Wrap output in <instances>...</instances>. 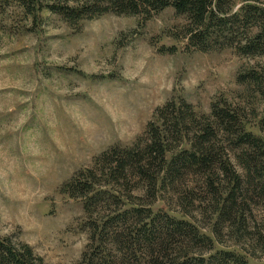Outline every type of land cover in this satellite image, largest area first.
<instances>
[{
  "label": "rangeland",
  "instance_id": "374dc122",
  "mask_svg": "<svg viewBox=\"0 0 264 264\" xmlns=\"http://www.w3.org/2000/svg\"><path fill=\"white\" fill-rule=\"evenodd\" d=\"M186 23L167 8L151 18L106 14L74 28L45 11L32 21L0 0V237L28 244L46 263L77 264L87 219L82 200L62 194V184L109 148L131 147L170 100L207 115L224 99L263 137L264 56L187 48ZM251 73L255 83L238 81ZM261 193L251 189L246 240L228 237L217 251L264 264ZM161 197L155 211L214 239L202 191L191 195L193 206Z\"/></svg>",
  "mask_w": 264,
  "mask_h": 264
},
{
  "label": "trees",
  "instance_id": "16d2710c",
  "mask_svg": "<svg viewBox=\"0 0 264 264\" xmlns=\"http://www.w3.org/2000/svg\"><path fill=\"white\" fill-rule=\"evenodd\" d=\"M5 2L32 21L45 11L74 28L106 14L151 18L172 8L186 17L187 48L231 47L245 56H264V0ZM257 80L252 73L238 79ZM155 116L131 147L109 148L62 184V194L82 200L87 219L88 243L77 264H248L215 245L234 236L246 240L251 189L261 190L264 198V116L258 125L263 137L248 132L242 114L224 99L207 115L173 99ZM181 188L189 192L182 194ZM196 189L213 214L214 239L188 221L154 210L164 192L172 203L179 197L193 206ZM0 264L49 263L28 244L0 237Z\"/></svg>",
  "mask_w": 264,
  "mask_h": 264
}]
</instances>
